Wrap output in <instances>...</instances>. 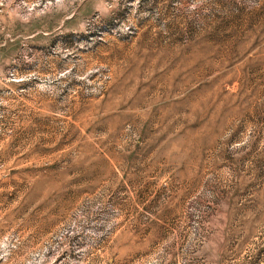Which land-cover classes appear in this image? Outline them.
<instances>
[{"label": "rangeland", "instance_id": "rangeland-1", "mask_svg": "<svg viewBox=\"0 0 264 264\" xmlns=\"http://www.w3.org/2000/svg\"><path fill=\"white\" fill-rule=\"evenodd\" d=\"M0 264H264V0H0Z\"/></svg>", "mask_w": 264, "mask_h": 264}]
</instances>
